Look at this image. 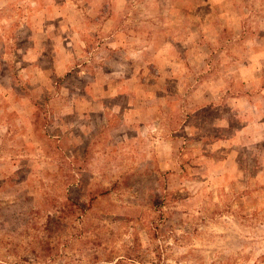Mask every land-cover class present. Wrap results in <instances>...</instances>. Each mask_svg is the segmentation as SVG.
Instances as JSON below:
<instances>
[{"label":"rangeland","instance_id":"rangeland-1","mask_svg":"<svg viewBox=\"0 0 264 264\" xmlns=\"http://www.w3.org/2000/svg\"><path fill=\"white\" fill-rule=\"evenodd\" d=\"M0 264H264V0H0Z\"/></svg>","mask_w":264,"mask_h":264}]
</instances>
